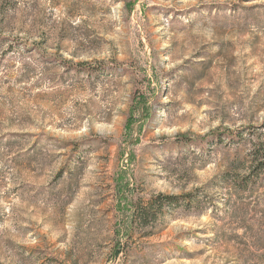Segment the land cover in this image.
Instances as JSON below:
<instances>
[{"label":"rangeland","instance_id":"rangeland-1","mask_svg":"<svg viewBox=\"0 0 264 264\" xmlns=\"http://www.w3.org/2000/svg\"><path fill=\"white\" fill-rule=\"evenodd\" d=\"M0 264H264V0H0Z\"/></svg>","mask_w":264,"mask_h":264},{"label":"trees","instance_id":"trees-1","mask_svg":"<svg viewBox=\"0 0 264 264\" xmlns=\"http://www.w3.org/2000/svg\"><path fill=\"white\" fill-rule=\"evenodd\" d=\"M104 69L105 67L102 66H88L85 68L89 74H92V72L97 74ZM216 137L221 138L220 135ZM219 139L216 141L219 142L221 140ZM197 198L198 195L191 192L181 194L159 192L148 197L136 198L132 202L128 221L129 236L136 230H142L143 235L153 234L154 229L161 225V221L166 214L178 208H188Z\"/></svg>","mask_w":264,"mask_h":264}]
</instances>
